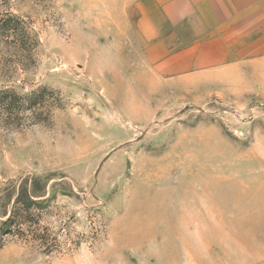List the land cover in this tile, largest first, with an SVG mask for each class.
Listing matches in <instances>:
<instances>
[{
	"label": "rangeland",
	"instance_id": "obj_1",
	"mask_svg": "<svg viewBox=\"0 0 264 264\" xmlns=\"http://www.w3.org/2000/svg\"><path fill=\"white\" fill-rule=\"evenodd\" d=\"M137 2L0 0V121L43 135L0 137V221L25 178L47 198L26 226L47 247L13 238L0 264L82 240L100 264H264V61L158 78Z\"/></svg>",
	"mask_w": 264,
	"mask_h": 264
},
{
	"label": "crops",
	"instance_id": "obj_2",
	"mask_svg": "<svg viewBox=\"0 0 264 264\" xmlns=\"http://www.w3.org/2000/svg\"><path fill=\"white\" fill-rule=\"evenodd\" d=\"M136 13L144 60L158 78L264 61V0H138Z\"/></svg>",
	"mask_w": 264,
	"mask_h": 264
},
{
	"label": "trees",
	"instance_id": "obj_3",
	"mask_svg": "<svg viewBox=\"0 0 264 264\" xmlns=\"http://www.w3.org/2000/svg\"><path fill=\"white\" fill-rule=\"evenodd\" d=\"M44 182L45 179L36 177L25 178L21 181L17 188L16 195L10 205V209L4 212L2 216L3 219L0 221V249H2L13 238L27 240L29 237L38 240L40 247H47L45 244V235L38 236L32 233L33 231H31L29 227L26 229L27 222H31V217L30 215H27V213L33 207L42 209L45 208L47 204V198L42 199L45 195L44 191L46 188ZM14 192L15 189L13 190V193ZM10 202L11 200L8 204H10ZM34 224L32 223V225Z\"/></svg>",
	"mask_w": 264,
	"mask_h": 264
},
{
	"label": "clouds",
	"instance_id": "obj_4",
	"mask_svg": "<svg viewBox=\"0 0 264 264\" xmlns=\"http://www.w3.org/2000/svg\"><path fill=\"white\" fill-rule=\"evenodd\" d=\"M5 11V9H0ZM114 54V53H113ZM105 68H110L111 65H105ZM0 86L12 87L11 82L0 81ZM23 117V125L19 128L15 126H4L0 121V137L7 138L13 142L26 143L32 139H38L42 137L40 131V125L33 124V114L31 112H25L21 114ZM31 125V127H29ZM87 256L86 264H100L96 254L92 251L91 246L87 241H81L79 247L74 249L69 257L70 264H82V258ZM117 264H123L122 258H120Z\"/></svg>",
	"mask_w": 264,
	"mask_h": 264
}]
</instances>
